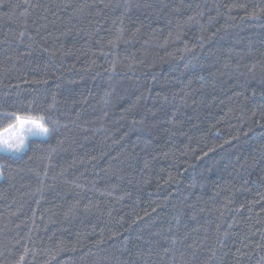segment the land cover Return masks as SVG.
I'll list each match as a JSON object with an SVG mask.
<instances>
[{"label": "trees", "instance_id": "trees-1", "mask_svg": "<svg viewBox=\"0 0 264 264\" xmlns=\"http://www.w3.org/2000/svg\"><path fill=\"white\" fill-rule=\"evenodd\" d=\"M0 264H264V0H0Z\"/></svg>", "mask_w": 264, "mask_h": 264}, {"label": "snow or ice", "instance_id": "snow-or-ice-1", "mask_svg": "<svg viewBox=\"0 0 264 264\" xmlns=\"http://www.w3.org/2000/svg\"><path fill=\"white\" fill-rule=\"evenodd\" d=\"M43 118L15 116V123L10 124L0 132V145L8 150L20 152L25 145V133L38 130L42 134H47L49 129L42 123Z\"/></svg>", "mask_w": 264, "mask_h": 264}, {"label": "rangeland", "instance_id": "rangeland-1", "mask_svg": "<svg viewBox=\"0 0 264 264\" xmlns=\"http://www.w3.org/2000/svg\"><path fill=\"white\" fill-rule=\"evenodd\" d=\"M15 123V122H14ZM43 123V122H42ZM4 130V129H3ZM3 130H1L0 132H2ZM48 134L49 132L45 135V134H42L40 133L38 130H32V131H28L25 133V145H24V148L26 146V142L27 140L29 139H33V138H41V139H45L48 137ZM24 148L20 151V152H15V151H12V150H8L6 149L5 147H3L2 145H0V154L1 153H4V154H9V155H19L23 150Z\"/></svg>", "mask_w": 264, "mask_h": 264}]
</instances>
